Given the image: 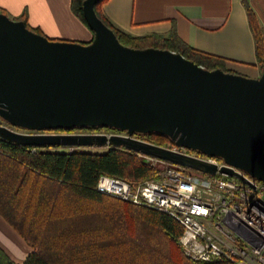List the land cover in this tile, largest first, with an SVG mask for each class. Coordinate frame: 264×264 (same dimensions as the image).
<instances>
[{"label": "water", "instance_id": "95a60500", "mask_svg": "<svg viewBox=\"0 0 264 264\" xmlns=\"http://www.w3.org/2000/svg\"><path fill=\"white\" fill-rule=\"evenodd\" d=\"M98 1L83 2L90 42L52 39L0 12V118L34 132L107 127L128 136L28 134L0 124V138L31 147H124L151 165L156 157L217 172L132 137L156 133L264 182V68L252 77L207 69L170 49L124 45L98 16ZM220 172L244 179L232 168Z\"/></svg>", "mask_w": 264, "mask_h": 264}, {"label": "trees", "instance_id": "16d2710c", "mask_svg": "<svg viewBox=\"0 0 264 264\" xmlns=\"http://www.w3.org/2000/svg\"><path fill=\"white\" fill-rule=\"evenodd\" d=\"M105 1L97 2L96 12L124 45L170 49L207 69L238 73L228 68L225 58L187 45L175 29L168 37H134L117 29L103 11ZM83 2L73 0V9L88 26ZM246 7L258 64L264 68V29L248 3ZM15 19L43 34L29 25L26 16ZM149 137L156 144H174L167 136ZM160 173L124 147L60 151L0 138V214L33 249L23 264H233L190 260L179 245L183 227L174 217L97 190L102 175L140 183L158 180ZM0 264L18 263L0 248Z\"/></svg>", "mask_w": 264, "mask_h": 264}, {"label": "built area", "instance_id": "2783aa9c", "mask_svg": "<svg viewBox=\"0 0 264 264\" xmlns=\"http://www.w3.org/2000/svg\"><path fill=\"white\" fill-rule=\"evenodd\" d=\"M30 132L36 133H21ZM111 135L128 136V133L115 131L108 136ZM132 137L156 144L137 134ZM156 145L215 164L217 172L196 173L194 169L155 157L152 165L162 167L160 179L131 183L102 175L97 183L98 191L170 214L183 227L179 245L192 261L264 264V182L228 165L222 158L175 143ZM222 167L234 169L254 185L237 175L220 172Z\"/></svg>", "mask_w": 264, "mask_h": 264}, {"label": "crops", "instance_id": "0c3cea01", "mask_svg": "<svg viewBox=\"0 0 264 264\" xmlns=\"http://www.w3.org/2000/svg\"><path fill=\"white\" fill-rule=\"evenodd\" d=\"M264 29V0H106L103 11L117 29L134 37L179 38L195 50L227 60L234 71L259 77L256 41L246 4ZM12 18L49 38L90 42L94 32L74 12L73 0H0ZM0 248L18 264L33 251L23 236L0 214Z\"/></svg>", "mask_w": 264, "mask_h": 264}, {"label": "rangeland", "instance_id": "374dc122", "mask_svg": "<svg viewBox=\"0 0 264 264\" xmlns=\"http://www.w3.org/2000/svg\"><path fill=\"white\" fill-rule=\"evenodd\" d=\"M232 70H234V69H232ZM0 124L6 125V126H8L10 128H13L16 131H19V132H28L29 133V131L22 130V129H19V128H15V127H11L6 122H4L1 118H0ZM113 132H115V130H112V131H97V133H105L107 135L112 134ZM30 133H32V132H30ZM108 147L109 146L107 145V146H85V147H68V146H59V147L53 146V147H48L47 146L46 148H49L50 150H60V151H62V150L69 151V150H74L75 148H83V149L93 150V151H103V150H106ZM158 168L160 169V171L162 170V167L161 166H158ZM195 172L198 173L200 171L195 170ZM204 174L205 175H208L207 173H204Z\"/></svg>", "mask_w": 264, "mask_h": 264}, {"label": "flooded vegetation", "instance_id": "af4514ba", "mask_svg": "<svg viewBox=\"0 0 264 264\" xmlns=\"http://www.w3.org/2000/svg\"><path fill=\"white\" fill-rule=\"evenodd\" d=\"M115 129L112 128H107V127H102V128H95V129H79V128H75L72 130H64V129H57V130H45V131H40V132H36V133H43V134H68V133H77V134H99L97 133V131H112ZM84 131V132H83ZM118 132H122V133H127L126 131H120V130H115ZM101 134H105V133H101ZM140 135L144 138H150V135H143V134H137Z\"/></svg>", "mask_w": 264, "mask_h": 264}, {"label": "bare ground", "instance_id": "6f19581e", "mask_svg": "<svg viewBox=\"0 0 264 264\" xmlns=\"http://www.w3.org/2000/svg\"><path fill=\"white\" fill-rule=\"evenodd\" d=\"M98 190V189H97ZM103 194V193H102ZM106 195V194H105ZM113 197V196H112Z\"/></svg>", "mask_w": 264, "mask_h": 264}]
</instances>
